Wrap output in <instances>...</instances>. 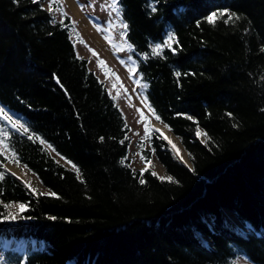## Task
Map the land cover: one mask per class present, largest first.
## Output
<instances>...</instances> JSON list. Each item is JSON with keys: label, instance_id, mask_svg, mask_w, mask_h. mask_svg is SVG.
<instances>
[{"label": "trees", "instance_id": "1", "mask_svg": "<svg viewBox=\"0 0 264 264\" xmlns=\"http://www.w3.org/2000/svg\"><path fill=\"white\" fill-rule=\"evenodd\" d=\"M61 4L67 16L48 11L58 7L51 0H0V109L46 143L1 115L0 137L8 134L15 164L57 194L36 195L4 168L11 152L0 155V239L16 242L2 246L0 264H264V0H121L128 62L148 85L141 95L190 164L152 135L143 155L176 182L151 167L143 185L145 163L128 157L123 112L76 52ZM223 9L239 19L207 22ZM167 30L176 51L153 56ZM222 207L246 232L228 224ZM10 212L23 218L3 219Z\"/></svg>", "mask_w": 264, "mask_h": 264}, {"label": "rangeland", "instance_id": "2", "mask_svg": "<svg viewBox=\"0 0 264 264\" xmlns=\"http://www.w3.org/2000/svg\"><path fill=\"white\" fill-rule=\"evenodd\" d=\"M65 5L67 12L71 15L72 21H75V25L71 28V38L74 40V46L76 52L87 58L88 66L93 72L97 75L99 80L102 81L103 85L106 87L107 91L112 96H116L114 99L115 103L118 105L120 110L123 112L125 122L128 126L127 136L129 138V147H128V157L131 160V163L134 166L142 167L144 164L140 161L137 151L136 144L138 140H141V137L144 135L143 123H137L139 120V113L137 108L144 111L145 115L148 116L151 126L158 128L155 124L156 120L153 118L152 114L148 109L141 104V86L136 83L138 80L136 74H130L128 72V51H116L113 49L108 40L104 37L106 32L98 31L97 26L103 29H108L109 21H116V13H111L110 9L107 7L111 3V0H61ZM42 4L47 7L48 0H41ZM55 17H59V11H51ZM76 33H79V38H82L85 43H79V38H77ZM110 37L114 43H120V30L119 28L110 30ZM155 45H152L153 48ZM89 49H94L98 53L99 59H102L106 62L108 68L115 72L116 76L119 77V80H116V76H112L110 73L105 74V72L98 66L97 57L93 56L92 52ZM121 60H124L126 63L122 64ZM116 84V87H113V84ZM119 93V95H118ZM2 116V115H1ZM178 140V139H177ZM167 142V141H166ZM170 147V146H169ZM171 149V148H170ZM172 155L179 162L183 163L186 166H190L189 162L186 163L184 160L179 159L177 156ZM185 153V151H184ZM6 154V153H5ZM57 160L62 162L67 166L71 164L63 159L62 157L52 153ZM187 158V155L185 153ZM187 161L188 158H187ZM4 168L15 173L17 177L24 179L25 182L31 184L32 188L36 192L48 193L51 190L43 185L36 175L29 171L26 168H23L20 165L11 162L8 160L3 164ZM152 167L161 176H166L164 168L162 165L153 160ZM18 206L17 203H14ZM11 205L14 208V205ZM226 219V218H225ZM228 224L237 231L246 232V229L240 225L234 224L230 219H226ZM240 226V227H239ZM16 245L14 240H5L0 239V250L2 246Z\"/></svg>", "mask_w": 264, "mask_h": 264}, {"label": "snow or ice", "instance_id": "3", "mask_svg": "<svg viewBox=\"0 0 264 264\" xmlns=\"http://www.w3.org/2000/svg\"><path fill=\"white\" fill-rule=\"evenodd\" d=\"M33 2H37V0H33ZM52 4L54 5H58V7L53 8V7H49L48 11H60L63 15L67 16V13L64 12L62 4H61V0H51ZM107 7L110 9L111 13H116L117 15V20L116 21H109V27L108 29H103L100 28L99 26H97V30L98 31H103L109 34L105 35V39L109 41V43L111 44V46L113 47V49H115L116 51H124L125 49H132V45L130 43L127 42V30L129 25L124 22L121 18V14H122V7H121V0H111V3L109 5H107ZM152 11H155V8H152ZM224 17H227L226 20H224L225 23H228L230 21L233 20V18L235 19H239L238 16H236L235 13H229V11L227 9H223V10H217V11H213L212 13H210L207 17L206 20L208 23L210 24H215L216 21L218 19H223ZM62 23V22H61ZM75 21H73V25H75ZM65 27H67V25H65ZM115 28H119L120 30V37H121V42L120 43H114L113 40L110 37V30L111 29H115ZM77 37H79V33H76ZM79 43H85V41L82 38H79ZM178 43L174 33L170 34L167 36V38L162 42V43H158L156 44L152 50H151V54L153 56H159L161 55L163 49L167 48L172 50L173 52L176 51V49L173 47V44ZM93 56L97 57V64L98 66L105 72V74H111L112 76H116L115 72H113L110 68L107 67L106 62L102 59H99L98 57V53H96V51L94 49H89ZM144 59H148V55L145 54ZM129 60L131 61V57H129ZM121 63L124 64L126 63L124 60H121ZM128 66V72L130 74H134L138 72L137 69V65L135 61H131L130 64L127 65ZM177 76H180L181 74L179 72L176 73ZM116 80H119V77L116 76ZM137 84H139L143 89H147L148 85L146 83L141 84V82L139 80L136 81ZM113 87H116V84H113ZM119 95V93H118ZM116 96H113V99H116ZM141 104H143L148 111L152 114V116L157 120V121H161V118L158 114H156L155 109L152 107L151 103L148 101V97L146 95L142 96L141 98ZM137 112L139 113V120L137 121V123H143V129H144V135L141 137V143L138 145V147L140 148V152L137 153V155H140V158L142 161H144L145 163V167L142 168L140 170V179H139V183L141 185L145 184L146 181L143 179V175L146 171H149V169L152 167V163H151V159L146 157L145 155H143V150H144V143L143 141L146 140H150L152 135H158V138L163 139L165 141H167V144L170 146L171 150L173 151V154L175 156H177L179 159L183 160V157L180 155V149L177 147V145L166 135H164V133L161 131V129L159 128H155L153 126H151L150 122H149V118L148 116L145 115L144 111H142L141 109L137 108ZM0 115L3 116V118L8 121L12 128L17 129L18 131L24 133V134H28L29 133V128L25 126L24 123H21L19 120H13L11 116L7 115V113L4 112L3 109H0ZM181 115V114H178ZM185 115V118L188 120H193V117L190 115ZM231 115V114H229ZM162 123V121H161ZM125 127L127 128V123H125ZM165 128H168L169 130L170 127L165 124L164 125ZM8 134L4 133L3 137H0V155H4L7 152H11V156L10 157H6L7 158H11L12 161L14 163L19 164V159L16 155V153L14 151H11L9 148V145L5 142V138ZM195 135L198 138H204L202 139L203 143H207L208 139H210V137H208V134L206 132H204L198 125L196 126V130H195ZM27 138L29 140H38L41 144H45L46 142L38 137L35 136V134L32 135H27ZM103 139V138H101ZM128 137L125 136V140H127ZM121 143H124V141L122 140ZM49 148H51V145H48ZM152 153H155V149L153 148ZM125 160H127V157L125 158ZM70 163V162H69ZM122 163H124V161H122ZM2 166V165H0ZM130 167V165H128ZM24 167H27L26 165ZM73 168H76V165H72ZM77 174L79 175V169H76ZM13 175H15V173H12ZM133 174H135V170H133ZM5 175V172H0V179L3 178V176ZM152 176H156L158 177V179H160L161 181H168V182H176L174 180V177L172 176H159L157 172L152 171L151 172ZM26 186L28 188H32L31 184L28 183L27 181L25 182ZM32 191L36 194V195H51V196H56L57 194L54 192H48V193H40V192H36L35 189H32ZM5 207L7 208L8 205H5ZM19 209L21 211H23L26 207V205L24 204H19ZM19 218H23L20 217L18 214L15 213H8L6 214L3 219L5 220H16ZM52 219H55V217H52Z\"/></svg>", "mask_w": 264, "mask_h": 264}, {"label": "bare ground", "instance_id": "4", "mask_svg": "<svg viewBox=\"0 0 264 264\" xmlns=\"http://www.w3.org/2000/svg\"><path fill=\"white\" fill-rule=\"evenodd\" d=\"M170 34H173L170 30H167L166 31V33H165V36H164V40L167 38V36L168 35H170ZM127 51H128V49H127ZM127 61H128V59H127ZM128 64H129V62H128ZM155 124L158 126V128L159 129H161V131L164 133V135H166V136H168L176 145H177V147L180 149V155L183 157V160L186 162V163H188L189 161H187V158H186V156H185V153H184V150H183V148H182V146H181V144L179 143V141L177 140V138L170 132V131H168L164 126H162L159 122H155ZM220 211H222V213H223V215H224V217L227 219H230L234 224H236V225H240V226H242V227H244L246 230H247V228H246V226H244V225H242L233 215H232V213L227 209V208H225V207H222V208H220ZM239 226V227H240ZM234 229V228H233ZM234 230H236V229H234ZM237 231V230H236Z\"/></svg>", "mask_w": 264, "mask_h": 264}]
</instances>
